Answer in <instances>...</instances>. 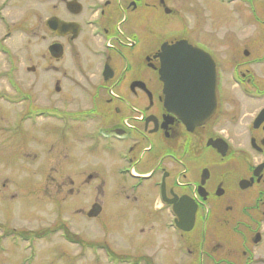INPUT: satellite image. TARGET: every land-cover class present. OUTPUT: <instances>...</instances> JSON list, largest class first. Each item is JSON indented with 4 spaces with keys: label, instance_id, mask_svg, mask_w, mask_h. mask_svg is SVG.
<instances>
[{
    "label": "flooded vegetation",
    "instance_id": "obj_1",
    "mask_svg": "<svg viewBox=\"0 0 264 264\" xmlns=\"http://www.w3.org/2000/svg\"><path fill=\"white\" fill-rule=\"evenodd\" d=\"M46 1L48 54L55 62L69 60L65 83L57 79L54 88L64 108L52 106L63 115L69 147L125 162L132 179L125 186L126 249L78 233L69 238L72 218L62 214L56 228L67 237L49 240L62 244L54 249L58 258L65 264H264V30L251 35L246 28L260 26L257 0H238L226 28L210 33L201 0ZM2 12L0 6L3 32ZM181 41L202 52L189 55L192 69L197 61L214 69L210 78L201 70V77L188 79L213 82L214 103L206 86H191L188 94L161 78L160 70L187 58L186 44L167 47ZM55 44L59 57L50 53ZM13 69L14 75L18 64ZM119 168L114 176H122ZM82 169L87 183L101 177ZM65 176L74 181L77 174ZM100 192L71 212L86 222L99 219Z\"/></svg>",
    "mask_w": 264,
    "mask_h": 264
},
{
    "label": "rangeland",
    "instance_id": "obj_2",
    "mask_svg": "<svg viewBox=\"0 0 264 264\" xmlns=\"http://www.w3.org/2000/svg\"><path fill=\"white\" fill-rule=\"evenodd\" d=\"M201 1L208 24L207 33L225 29L223 24L228 22L224 20H230L235 13L231 8L241 4L238 0ZM0 6H3L0 74L3 73L4 78L0 81V90H3V98L0 99V224L5 232L12 228L35 240L31 247L36 255L31 263L23 262V258H31L25 245L27 243L15 245L11 240L13 235H10L1 244L0 264H65V260L58 258L54 252L55 247H62V244L49 241L63 239L64 231L47 232L57 227L55 220L62 214L72 218L69 230L66 228L68 237L78 233L86 239L100 238L101 242L105 239L112 249L125 250L128 243L126 212L129 203L125 198V186L132 179L126 173L121 177L114 176V167L129 169V165H125V162L113 163L105 152L99 151L89 156L81 147H69V131L64 119L60 120V110L54 109L64 108L54 88L57 79H60L61 87L65 83L63 68L69 60L55 62L48 54L51 41L44 25L50 14L48 2L0 0ZM243 7L246 17L250 13L249 6L244 4ZM254 9L262 19L260 26L257 23L246 28L251 35H261L259 30H264V0H257ZM244 25H247V21H244ZM14 63L18 64L19 71L12 75ZM29 66H35L36 71L28 72ZM16 77L20 80L14 81ZM11 81L20 89V93L15 87L13 89ZM25 95L30 96L22 100ZM30 105L33 106L31 110ZM26 112L31 120L22 118ZM45 114H53L60 119ZM71 162L76 166L69 170L66 164ZM80 167L84 172L94 168L101 177L87 183L80 177ZM71 172L77 174L74 181L65 176ZM71 189L74 195L70 194ZM77 190H80L79 194ZM96 190L101 191L99 202L103 201L105 210L96 221L86 222L84 217L71 211L75 206L87 207L93 201L89 196L95 195ZM85 253L90 255L91 251L86 250Z\"/></svg>",
    "mask_w": 264,
    "mask_h": 264
},
{
    "label": "water",
    "instance_id": "obj_3",
    "mask_svg": "<svg viewBox=\"0 0 264 264\" xmlns=\"http://www.w3.org/2000/svg\"><path fill=\"white\" fill-rule=\"evenodd\" d=\"M53 23H54L53 20L48 21L49 25H53ZM183 43H178L174 47H181L183 45ZM187 47H188L187 50L184 52V53H186L187 58L176 61V63H177L176 67H173V68L165 67V68H163L162 70H160V74H161V78L165 79L167 86H173L176 84H180V86L186 88V91L188 94L189 93L193 94V91L189 90L190 87L191 86L201 87L202 84H200V83L199 84L198 83L191 84L190 80H188V79H192L195 77H197V78L201 77L198 74L199 72H201V70H204V72L208 70L209 72H212V74H214V71H213V69L209 68V66H206V65L201 67L198 61L195 64V66H193V69H192V67L190 65L191 60L189 59V55L191 54L194 56L195 54H198L199 52L194 51L188 45H187ZM172 48H173V46H172ZM50 50H51L52 54L56 57H59L62 54V49H61V46L59 44H55V45L51 46ZM181 52H182V50H181ZM172 62H174V61H172ZM178 80H180L179 83L176 82ZM207 86H209V88H211V87L213 88L212 94H213V100H214V86H213V84L212 85L208 84ZM198 94H200V93L198 92ZM171 102H174V101L171 100ZM97 213H98V207L94 206L92 211H90V215H93V214L96 215Z\"/></svg>",
    "mask_w": 264,
    "mask_h": 264
}]
</instances>
